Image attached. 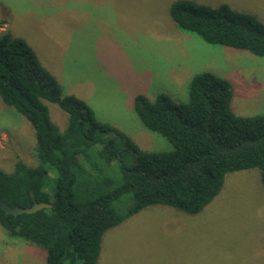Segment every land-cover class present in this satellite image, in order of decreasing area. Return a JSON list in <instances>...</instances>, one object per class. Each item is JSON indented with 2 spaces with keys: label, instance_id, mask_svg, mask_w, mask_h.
Returning a JSON list of instances; mask_svg holds the SVG:
<instances>
[{
  "label": "rangeland",
  "instance_id": "374dc122",
  "mask_svg": "<svg viewBox=\"0 0 264 264\" xmlns=\"http://www.w3.org/2000/svg\"><path fill=\"white\" fill-rule=\"evenodd\" d=\"M173 0H0V32L23 38L56 78L63 94L84 100L95 117L129 136L140 149L166 150L168 140L143 125L133 109L136 94L188 99L193 75L212 71L233 88L238 115L264 113V56L211 44L179 29L169 15ZM227 3L264 22V0H193ZM60 129L67 113L44 101ZM120 161L133 154L114 139ZM20 160L35 167L33 128L0 99V168ZM84 161L83 159H81ZM110 173L116 174L111 169ZM80 198H92L85 192ZM131 203L114 202L117 213ZM0 264H46L45 251L0 226ZM95 264H264V189L257 168L228 172L201 212L149 205L107 229Z\"/></svg>",
  "mask_w": 264,
  "mask_h": 264
},
{
  "label": "trees",
  "instance_id": "16d2710c",
  "mask_svg": "<svg viewBox=\"0 0 264 264\" xmlns=\"http://www.w3.org/2000/svg\"><path fill=\"white\" fill-rule=\"evenodd\" d=\"M169 15L179 29L208 43L264 56V22L251 13L227 3L173 0ZM232 96L231 82L212 71L192 76L185 102L164 93L154 99L136 94L133 109L143 125L170 144L143 150L98 120L84 100L63 94L23 38L0 32V99L32 126L38 157L35 167L17 160L11 171L0 168V197L11 206L50 203L17 215L0 208V226L41 247L46 264H95L104 232L149 205L197 214L228 172L248 168L259 170L264 189V113L235 114ZM44 101L67 113L64 129L51 121ZM116 137L133 154L132 165L120 161ZM85 192L95 196L80 198ZM127 193L131 203L117 213L114 202Z\"/></svg>",
  "mask_w": 264,
  "mask_h": 264
},
{
  "label": "water",
  "instance_id": "95a60500",
  "mask_svg": "<svg viewBox=\"0 0 264 264\" xmlns=\"http://www.w3.org/2000/svg\"><path fill=\"white\" fill-rule=\"evenodd\" d=\"M49 206L50 203L45 201H36L30 206H20V205L11 206L7 204L5 201H3L2 198L0 197V208L7 214L17 215L20 213H32L41 208H46Z\"/></svg>",
  "mask_w": 264,
  "mask_h": 264
}]
</instances>
